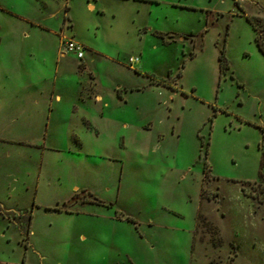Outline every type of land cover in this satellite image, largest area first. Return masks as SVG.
Masks as SVG:
<instances>
[{
    "label": "rangeland",
    "instance_id": "rangeland-1",
    "mask_svg": "<svg viewBox=\"0 0 264 264\" xmlns=\"http://www.w3.org/2000/svg\"><path fill=\"white\" fill-rule=\"evenodd\" d=\"M86 1L0 0L3 34L72 5L74 39L122 63L91 70L135 88L84 146L68 116L39 148L0 141V264H264V0Z\"/></svg>",
    "mask_w": 264,
    "mask_h": 264
},
{
    "label": "crops",
    "instance_id": "crops-1",
    "mask_svg": "<svg viewBox=\"0 0 264 264\" xmlns=\"http://www.w3.org/2000/svg\"><path fill=\"white\" fill-rule=\"evenodd\" d=\"M86 7L93 12L97 9L90 0L86 1ZM65 8L64 26L61 28L58 23L55 26H52L53 23L48 24L47 19L37 22L21 16L20 20L39 25L42 31L0 33L1 142L12 144L23 142L30 149L39 148L41 146L38 143L43 133L49 134L52 126L54 129L55 127L57 129L58 125L63 126L62 119L68 116L71 125L65 128H72L76 145L84 146L86 143L84 135L93 133L101 137L109 130L113 99L111 94L116 93V96L124 101L128 89H135L117 85L111 91V86L105 78L91 70L90 63L96 59L113 60L122 64L120 58L110 57L101 49L85 42H82L85 46L82 59L76 54L63 51L61 46L63 36L75 39L78 37L74 18L71 16L72 5L67 4ZM53 16L55 17L52 14L51 20ZM65 24L68 29L69 27L72 29L71 36L67 35ZM129 67L134 68L137 73H149L142 60ZM87 73L91 78L89 81L80 78ZM18 135H25L30 139L18 138ZM99 145L106 146L107 143L100 140ZM69 160L76 162L71 157ZM29 183L34 184V189L38 193L43 189L42 175L33 183L26 182L27 185ZM75 189L78 191V188ZM84 192L91 195V191Z\"/></svg>",
    "mask_w": 264,
    "mask_h": 264
},
{
    "label": "built area",
    "instance_id": "built-area-1",
    "mask_svg": "<svg viewBox=\"0 0 264 264\" xmlns=\"http://www.w3.org/2000/svg\"><path fill=\"white\" fill-rule=\"evenodd\" d=\"M62 45L67 52L76 54L79 59L84 57L85 46L74 38L63 36ZM139 60L140 58L136 57L132 58L130 61L135 64L138 63Z\"/></svg>",
    "mask_w": 264,
    "mask_h": 264
},
{
    "label": "trees",
    "instance_id": "trees-1",
    "mask_svg": "<svg viewBox=\"0 0 264 264\" xmlns=\"http://www.w3.org/2000/svg\"><path fill=\"white\" fill-rule=\"evenodd\" d=\"M251 23L256 32L257 46L259 50L262 52V54L264 55V18L254 17L252 18Z\"/></svg>",
    "mask_w": 264,
    "mask_h": 264
}]
</instances>
